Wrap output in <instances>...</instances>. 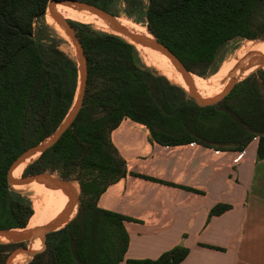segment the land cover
I'll list each match as a JSON object with an SVG mask.
<instances>
[{
	"label": "trees",
	"instance_id": "trees-1",
	"mask_svg": "<svg viewBox=\"0 0 264 264\" xmlns=\"http://www.w3.org/2000/svg\"><path fill=\"white\" fill-rule=\"evenodd\" d=\"M50 1L0 0V229L25 228L33 214L28 195L8 185L10 164L57 129L77 94V64L60 49L63 39L55 30L62 40L42 34L44 25L36 36L34 33V20L44 14ZM81 1L110 13L115 2ZM134 11L141 14L143 20L138 22H144L150 38H156L190 73L202 78L216 72L229 42L264 40V0H148L147 6L134 0L124 13L131 17ZM65 19L86 59L83 102L61 137L28 163L21 175L48 172L76 181L78 204L73 218L47 232L42 249L25 264H118L128 246L124 221L130 218L97 205L106 188L127 174L126 161L112 143L111 132L123 118H129L146 126L151 139L160 145L196 143L232 151L243 150L257 136V157L264 159V69L252 66L220 102L200 106L186 87L146 65L127 39L89 23ZM248 45L255 52L259 49L258 44ZM222 89L199 94L210 97ZM228 208L216 204L209 215ZM40 244L38 238L36 247ZM25 248V241L0 242V264L13 251ZM187 254L186 247L175 246L157 259L127 263L178 264Z\"/></svg>",
	"mask_w": 264,
	"mask_h": 264
},
{
	"label": "crops",
	"instance_id": "crops-1",
	"mask_svg": "<svg viewBox=\"0 0 264 264\" xmlns=\"http://www.w3.org/2000/svg\"><path fill=\"white\" fill-rule=\"evenodd\" d=\"M110 137L127 174L106 188L97 205L130 218L124 221L128 246L118 264L154 260L175 246L188 249L178 264H264V159L257 157L258 138L233 163L237 151L160 145L146 126L129 118ZM216 204L229 208L210 216Z\"/></svg>",
	"mask_w": 264,
	"mask_h": 264
},
{
	"label": "water",
	"instance_id": "water-1",
	"mask_svg": "<svg viewBox=\"0 0 264 264\" xmlns=\"http://www.w3.org/2000/svg\"><path fill=\"white\" fill-rule=\"evenodd\" d=\"M57 4H62V5L71 7L78 11H81V10L87 11L95 15L96 17L102 19L106 23H108L109 26L113 29V31H115L119 35L126 38L130 43L134 45L139 44L143 47H148L164 55L166 58H168L172 62L175 68L180 72L184 80V83L187 86L188 94L200 106L213 105V104H217L218 102H220L232 90L235 84L243 79L241 78L242 74L247 69L251 68L252 66H257L256 69H259V68L264 69V54L253 53L252 55H250L246 63L241 64L238 76L228 77L227 80L224 81L225 84L220 93L210 96V97H203L198 93V91L193 85V81L191 78L192 73H190L186 69V67L178 59V57H176L165 45L159 42L151 34L150 35L152 36V38H149L142 34L127 30L116 20L117 17L114 16L112 13L106 10H103L88 2H84L81 0H52L50 1L47 5V9L50 10L51 17L53 18L54 22L60 27V29L64 32V34L70 39L72 46L74 48V52H75L74 60L77 64V72H78L77 94H76V98L74 100V103L71 109L67 113L64 120L57 127V129L51 135H49L44 141L26 149L19 156H17L15 160L10 164L7 170V182H8V185L13 188H15V186L28 185L29 183H32V182L44 184L48 188L60 190L67 197V202L63 210L59 213V215L55 219L43 225L34 226L32 228L25 227L22 229H0V236L5 237L7 242L17 243V242H22V241H34L37 238L43 239L44 235L47 232L54 231V230H57L63 227L72 219V218L68 219V217L70 216L73 208L78 202L79 193H76V189L74 185V182L76 181L72 179L66 180L54 174H50L48 172L29 174L26 176L21 175L19 178H15L12 175L13 171L19 165H21L22 163L26 162V160H29L34 156H36L34 158L36 159L40 154H42L47 149H49L61 137V135L66 131V129L71 125L73 120L76 118L81 108L82 102H83V98L85 94L86 79H87V65H86L85 55H84L81 43L75 34V31L73 30V28L68 22L69 19L63 18L55 10V7ZM256 40H253V41H256ZM259 41L263 42L264 40H259ZM34 159L29 161L28 163L32 162ZM27 251H28L27 248L17 249L13 251L7 257L5 264H11L12 260L19 253H24Z\"/></svg>",
	"mask_w": 264,
	"mask_h": 264
},
{
	"label": "bare ground",
	"instance_id": "bare-ground-1",
	"mask_svg": "<svg viewBox=\"0 0 264 264\" xmlns=\"http://www.w3.org/2000/svg\"><path fill=\"white\" fill-rule=\"evenodd\" d=\"M55 10L60 15H68V17H70L71 19L77 20L79 22L93 24L98 29L104 30L106 32H115L109 26L108 23H106L102 19L96 17L95 15H93V14L87 12V11H84V10L78 11V10H75V9H73L71 7L62 5V4H57L56 7H55ZM44 18H45V22L51 28H53V30H55L59 34V36L63 39L62 40V43L60 45V49L62 51L63 50H65V51L68 50L69 51V48L73 47L72 46V43H71L70 39L60 29V27L54 22L53 18L50 15V10L49 9H47L45 11ZM124 18L125 17H123V16H117L116 20L123 27H125L127 30L141 34V32L143 30V27H144L143 25L138 24L137 27H135L133 25V23H131L130 21H128V20H126ZM101 25H105V26H107L109 28H105V27H103ZM146 37H148V32H147V36ZM248 44H258L259 49L255 52ZM135 47L139 51V54L141 56V59L143 60L144 63H146L148 65L155 66L156 68L160 69L162 71V74L164 76H172V77H174L179 84H181V85H183L184 87L187 88L186 84L184 83L183 78L180 77L181 76L180 72L175 68V66L172 63L167 62L163 58L162 54H160L159 52H157L155 50H152V49H150L148 47H143V46H141L139 44H135ZM240 47L244 48L248 52L249 55H252L253 53H257V52H261V53L264 54V43L261 42V41H259V40H256V41H253V40L246 41ZM239 51H241V49H239ZM238 68H239V59H238V56H236V57L232 58V60L230 61V63L224 69H223V64L221 63L220 66L218 67V75H215L213 78H208V77L202 78V77L196 76L194 74H191V78H192V81H193V85H194V87L196 88V90L199 93L209 94V93L217 92L218 90H220V89H222L224 87V84H225L224 81H226L228 77L237 76V74H238ZM35 157L36 156L32 157L29 160H26V162H24L21 165H19L13 171L12 175L15 178H19L21 176V173H22L25 165L29 161H31L32 159H34ZM25 186L28 187V190L32 194L30 200L32 202L33 214L30 217V219L28 221V226H27V228H32V227H34V221H35V218H36V216L38 214V211H39V204H38L37 199H36V196H35V195H38L39 193H38L37 190L34 189L35 187H38V186L37 185H34L32 183H29L28 185L15 186V187H25ZM41 195L42 196H40V198L38 199L39 202L44 201V198L45 197H43V195H45L46 197H50V194H49V192L47 190H45ZM66 202H67V200H66ZM66 202L60 204L58 210L62 211L63 208H64V206H65V204H66ZM0 238L3 239V240H6L5 237H1L0 236ZM37 240H38V238L36 240H34V247H33V249L36 248ZM16 258L24 259V256H22V257H16Z\"/></svg>",
	"mask_w": 264,
	"mask_h": 264
},
{
	"label": "rangeland",
	"instance_id": "rangeland-1",
	"mask_svg": "<svg viewBox=\"0 0 264 264\" xmlns=\"http://www.w3.org/2000/svg\"><path fill=\"white\" fill-rule=\"evenodd\" d=\"M134 0H115V2L110 6V11L112 13H114V15L117 16H123V17H127L129 20H131V22L133 23V25L135 27H137L138 24H141L143 26L144 25V22L141 21V22H138V20L142 19L141 17V14H139V12L137 11H134L133 15L131 17H128L125 15V11L130 8L132 6V2ZM141 3H142V6H147L148 4V0H140ZM46 10H47V7H46ZM45 10V11H46ZM44 15H45V12L43 15L37 17L35 20H34V23H33V28H34V33H35V36H36V32L38 31V29L44 25L46 26V30L42 31V34H49L50 36L52 37H55L57 40H62L53 30V28H51L46 22H45V18H44ZM63 18H70V17H63ZM143 20V19H142ZM77 21V20H76ZM79 22V21H78ZM94 28L98 29L96 26H94L93 24H91ZM105 28H109L105 25H101ZM101 30V29H99ZM104 31V30H102ZM109 33H115V32H109ZM117 35H119L118 33H115ZM142 35L144 36H147V32L143 29L142 32H141ZM121 36V35H119ZM123 37V36H121ZM148 37L150 38V36L148 35ZM124 38V37H123ZM126 39V38H125ZM246 41H249L247 39H244V40H234V41H231L229 42L222 50V54H223V61L221 62L223 65H225L223 67L226 68V66L230 63V61L232 60V58L238 56V59H239V63H246L248 58L250 57V55L248 54V52L240 47L242 46ZM61 45V44H60ZM60 47V46H59ZM239 49H241V51H239ZM63 52L68 55L69 57L73 58L74 59V56H75V52H74V48L71 47L69 48V51H65L63 50ZM242 57V58H241ZM245 59H244V58ZM247 57V58H246ZM241 60H244V61H241ZM168 62V61H167ZM220 63V64H221ZM146 64V63H145ZM148 65V64H146ZM152 68H154L157 72L161 73L162 74V71L158 68H156L155 66H152V65H148ZM220 66V65H219ZM218 66V67H219ZM215 75H218V68L216 70L215 73H213L212 75L208 76V78H213ZM169 81L175 83V84H178V82L176 81V79L172 76H165ZM182 77V76H180ZM179 85V84H178ZM187 90V89H186ZM199 93V92H198ZM216 95V94H215ZM213 96V95H212ZM209 97V96H208ZM22 174V173H21ZM21 191H23V193H25L26 195H28V197L31 199V192L28 190V187L25 186V187H15ZM35 190L38 191V195H35L36 196V199H37V202L39 204V211H38V214L35 218V221H34V226H39V225H43L53 219H55L59 213L61 212L59 209V206L60 204L66 202L67 200V197L60 191V190H55V189H51V188H48L46 186H38V187H35L34 188ZM47 190L50 194V197H46L45 195H43L44 198V201L42 202H39V198L40 196H42L41 194ZM79 193V192H77ZM61 201V202H60ZM32 203V202H31ZM42 206H41V205ZM77 204L75 205V207L73 208L70 216L68 217V219H70L71 217L73 218V216L75 215V212H76V209H77ZM47 209V210H46ZM43 213V214H42ZM74 214V215H73ZM73 215V216H72ZM43 216V217H42ZM46 219H45V218ZM28 226V224H27ZM26 226V227H27ZM41 241V244L40 246L36 247L35 249H33L34 247V241H25V246L26 248L28 249L27 252H24L22 253L24 255V261L20 264H25L30 258L31 256L33 255V253H35L36 251L42 249L43 247V243H42V239H40ZM0 242H7V240H3L0 238Z\"/></svg>",
	"mask_w": 264,
	"mask_h": 264
},
{
	"label": "built area",
	"instance_id": "built-area-1",
	"mask_svg": "<svg viewBox=\"0 0 264 264\" xmlns=\"http://www.w3.org/2000/svg\"><path fill=\"white\" fill-rule=\"evenodd\" d=\"M257 138H258L257 136L253 137V139H257ZM194 144H196V143H190L191 146ZM214 152L216 154H220V153H223L225 151L224 150H215ZM242 156H243V150L237 151L235 153V157L232 159L233 163H237L242 158Z\"/></svg>",
	"mask_w": 264,
	"mask_h": 264
}]
</instances>
